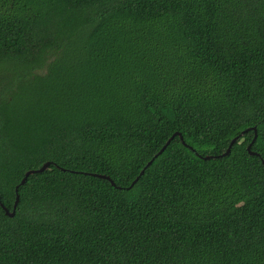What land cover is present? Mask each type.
Here are the masks:
<instances>
[{"label": "trees", "instance_id": "16d2710c", "mask_svg": "<svg viewBox=\"0 0 264 264\" xmlns=\"http://www.w3.org/2000/svg\"><path fill=\"white\" fill-rule=\"evenodd\" d=\"M3 66L0 264H264V0H0Z\"/></svg>", "mask_w": 264, "mask_h": 264}, {"label": "water", "instance_id": "95a60500", "mask_svg": "<svg viewBox=\"0 0 264 264\" xmlns=\"http://www.w3.org/2000/svg\"><path fill=\"white\" fill-rule=\"evenodd\" d=\"M251 130L255 132V136H254L252 142H251V143L249 144V146H248V151H249V153H250L251 155H253V156H259V154H258L257 152L252 151V146H253V144L256 142V140H257V138H258V131H257V128H256V127H253V128H248L247 130L241 132V134H239L238 136H236V137L231 141L230 146L228 147L227 151H226L224 154H222V155H220V156H206V157H204V159L209 160V159H214V158L224 157V156L229 155L230 152H231V150H232L233 145H234V144H235V143H236V142H237V141H238V140H239V139H240V138H241L246 132L251 131ZM176 136L180 137V140L183 142V144H185V145L189 146L190 148L194 149L192 146L188 145V143H187V142L185 141V139H184V136H183L181 133L177 132V133H175V134H174V135L168 140V142H167L166 145L162 148V150L159 152V154H161V153H163V152L165 151V149L168 147V145L171 143V141H172ZM152 162H153V160L150 161L148 165H151ZM262 163L264 164V159H262ZM50 164H51L50 162H47V163H45V164H44L41 168H39V169H35V170H30V171H28V172L26 173L25 177L23 178V180L21 181L20 185H24L25 182H26V180H27V178H28L30 175L37 174V173H42V172H44L45 170H47V169L49 168ZM145 170H146V168H145L144 170H142L140 176H139V177L133 182L132 186H133V185L139 180V178L143 175V173L145 172ZM91 175H93V176H97V177H100V178H103V179H106V180H109L113 185H115V182H114L109 176H106V175H100V174H91ZM18 189H19V186H17V188H16L17 196H16V201H15V203H14V206H13V210H12V212H10L9 209H8L7 207H5L4 205H2V203H1V199H0L1 206L4 208V210H5V212H6V215L9 216V217H15L16 212H17V207H18L19 202H20V195H19V193H18Z\"/></svg>", "mask_w": 264, "mask_h": 264}, {"label": "rangeland", "instance_id": "374dc122", "mask_svg": "<svg viewBox=\"0 0 264 264\" xmlns=\"http://www.w3.org/2000/svg\"><path fill=\"white\" fill-rule=\"evenodd\" d=\"M7 67L8 66H3V67H0V71H2V72H6V70H7ZM45 69V68H44ZM43 71H44V73H46V69L45 70H43V69H40L38 72L39 73H43Z\"/></svg>", "mask_w": 264, "mask_h": 264}]
</instances>
